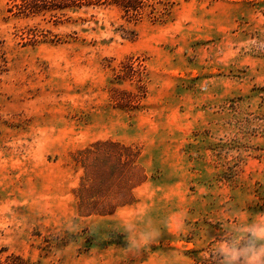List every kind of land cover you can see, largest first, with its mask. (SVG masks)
<instances>
[{
  "label": "rangeland",
  "instance_id": "obj_1",
  "mask_svg": "<svg viewBox=\"0 0 264 264\" xmlns=\"http://www.w3.org/2000/svg\"><path fill=\"white\" fill-rule=\"evenodd\" d=\"M146 1L128 21L111 0L58 19L0 0V250L32 264H220L222 241L264 223V0ZM112 88H140L137 109L115 107ZM108 140L138 154L146 180L133 204L80 215L76 162L95 168L82 195L95 203L120 153L78 152Z\"/></svg>",
  "mask_w": 264,
  "mask_h": 264
},
{
  "label": "trees",
  "instance_id": "obj_2",
  "mask_svg": "<svg viewBox=\"0 0 264 264\" xmlns=\"http://www.w3.org/2000/svg\"><path fill=\"white\" fill-rule=\"evenodd\" d=\"M13 3V8L17 10L18 14L28 17L30 15H36L41 13H50L55 18H60L68 10H80L85 7L93 5L100 0H10ZM123 13L124 17L128 21H137L143 14L146 0H111ZM151 8L149 14L152 15L155 9L152 4H147ZM164 8V12H165ZM164 14V13H162ZM26 38L30 41H37L38 37H42L43 34H39L37 29L28 30ZM131 71L134 72L132 69ZM140 88L137 93L126 92L124 90H118L112 88L110 100L115 107L125 110L137 109L134 106L138 103L141 96ZM138 105V104H137ZM98 148H115L118 149L120 159L118 161L119 176L115 182H109L108 178L101 183L99 187V201L89 202L82 195L83 193H91L94 191L93 173L95 168L89 166L86 162L80 163L84 170V177L82 178V184L78 188L77 193L79 196L78 210L80 215H109L112 214L117 208L131 205L134 203L132 195V189L142 184L146 178L143 170L134 161L138 157V154H134L130 146H125L117 142L104 141L96 142L88 148L79 151L78 154L85 155L87 157L96 154ZM124 155V156H123ZM98 171V170H96ZM100 175L104 174V170H100ZM92 180V182H90ZM96 205L97 211H93L89 207ZM0 264H32L29 258H25L22 255L15 253H7L6 250H0ZM5 253V254H4Z\"/></svg>",
  "mask_w": 264,
  "mask_h": 264
},
{
  "label": "clouds",
  "instance_id": "obj_3",
  "mask_svg": "<svg viewBox=\"0 0 264 264\" xmlns=\"http://www.w3.org/2000/svg\"><path fill=\"white\" fill-rule=\"evenodd\" d=\"M220 264H264V223H254L236 239H225L215 249Z\"/></svg>",
  "mask_w": 264,
  "mask_h": 264
}]
</instances>
